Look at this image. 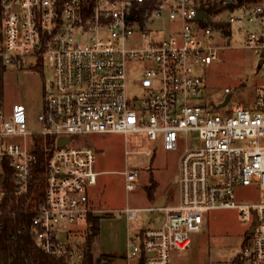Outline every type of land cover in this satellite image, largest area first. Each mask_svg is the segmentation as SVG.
Wrapping results in <instances>:
<instances>
[{"label":"built area","instance_id":"1","mask_svg":"<svg viewBox=\"0 0 264 264\" xmlns=\"http://www.w3.org/2000/svg\"><path fill=\"white\" fill-rule=\"evenodd\" d=\"M203 6V0H0V87L9 66L44 64L51 73L37 116L40 130L28 129L22 103H14L7 117L0 109V205L6 196L16 200L32 189L34 136L54 138L44 194L31 222L35 245L46 254L74 263L82 258L72 242L75 232L64 227L88 226V215L95 213L88 196L98 172L89 141L72 140L113 133L130 136L133 149L126 155L148 158L152 149H140L144 142L159 141L168 151L184 142L177 201L152 208L162 214L158 226L127 229V264H170L171 251L189 249L192 234L205 231L208 211L223 209L238 211L254 228L239 257L264 264V84L257 86L251 105L238 104L225 114L210 113L199 100L203 79L196 67L217 59L216 34H221L211 26L221 19L209 14L195 19ZM237 10L225 22L254 27L245 46L263 59V69L264 1ZM131 63L146 64L134 95L127 85ZM12 137L19 141L9 142ZM133 137H141L134 146ZM144 168L150 170V162ZM120 174L125 189H134L138 170L127 166ZM239 186L263 195L237 203ZM138 212L126 208L127 221L137 222Z\"/></svg>","mask_w":264,"mask_h":264},{"label":"rangeland","instance_id":"2","mask_svg":"<svg viewBox=\"0 0 264 264\" xmlns=\"http://www.w3.org/2000/svg\"><path fill=\"white\" fill-rule=\"evenodd\" d=\"M235 6L225 7L217 13H211L212 20L238 15ZM228 36L216 34L215 45L217 59L209 65L197 66L196 73L203 79V90L199 97L212 114L232 112L236 105H251L255 100L257 86L264 84V68L256 71L258 57L252 48L245 46L249 34L254 30L252 25L234 23L228 27ZM229 40V44L227 41ZM144 63H131L128 67L127 85L129 95L138 94L134 82L143 73ZM0 109L4 116H9L14 103H22L27 108V127L31 131L41 129L37 116L43 108V97L51 81V73L44 64L31 67L9 66L2 72ZM225 88L232 90L230 101L216 109L224 99ZM184 137V136H183ZM141 137H133L132 146ZM130 136L121 134L78 135L72 144H85L91 141L95 151L93 167L97 176V185L89 192L95 213L100 217L97 233L92 239V252L96 257L101 254L113 255L107 264H126V243L130 233L143 227L158 226L162 214L152 210L158 198L166 195V204L177 201L174 188L177 178L178 158L183 151L180 140L178 150L168 151L161 143L144 142L140 149H152L148 158L144 154L126 155L125 150L133 149L129 144ZM19 141L12 137L9 142ZM150 162L151 169L145 170L144 165ZM135 167L138 176L134 180V189L126 190L123 176L120 174L126 167ZM154 184L151 195L147 188ZM236 201L255 202L262 197L260 189L239 186L235 191ZM126 208L138 209V221H127ZM207 225L204 232H196L191 237V247L186 250H173L170 253V264H234L241 254L247 240H243L251 223L239 218L234 209L211 210L207 213ZM86 224L68 225L67 231L75 232L73 245H82L87 238ZM65 235V234H63ZM61 235V239L66 237ZM63 236V237H62ZM68 240V239H67ZM249 240V239H248ZM70 242V243H72ZM235 264H247L241 261Z\"/></svg>","mask_w":264,"mask_h":264},{"label":"trees","instance_id":"3","mask_svg":"<svg viewBox=\"0 0 264 264\" xmlns=\"http://www.w3.org/2000/svg\"><path fill=\"white\" fill-rule=\"evenodd\" d=\"M218 0H203L205 11L210 15L217 13L225 7L239 8L264 0H230V6L219 5ZM213 29H220L221 32L228 36L227 22L211 23ZM33 153L35 160L32 165L33 180L32 189L28 194L18 197L15 200L13 196H6L0 205V264H107L114 256L101 254L94 256L92 252V239L97 233V226L100 220L98 216L88 215L87 238L79 246L83 256L79 262L74 263L65 255L55 256L46 254L39 249L34 242L32 234V216L33 211L44 194V180L46 173V161L49 150L54 145V138L50 136H34ZM154 189V184L147 188L148 196ZM235 263L245 262L238 257Z\"/></svg>","mask_w":264,"mask_h":264},{"label":"water","instance_id":"4","mask_svg":"<svg viewBox=\"0 0 264 264\" xmlns=\"http://www.w3.org/2000/svg\"><path fill=\"white\" fill-rule=\"evenodd\" d=\"M217 3L219 5H224V6H230L232 4V2L230 0H218ZM206 18L208 17V13L204 10H201V11H198L197 12V15L195 17L196 20H201V18ZM227 43H229V41H227ZM263 63V59H259L256 63V71L258 72L261 68V64ZM224 100L218 105L216 106V109H219L220 107L222 106H225L229 101H230V95L226 94L225 97L223 98ZM68 138L66 139H60L58 142H57V145L60 146L61 144L65 143V142H68ZM88 145L91 146L92 143L89 141L88 142ZM166 200H167V196L164 195L161 197V199H159L157 202L154 203L153 205V208H156V209H159L160 207H163L164 204L166 203ZM254 231V228L250 229L249 230V233H253Z\"/></svg>","mask_w":264,"mask_h":264},{"label":"crops","instance_id":"5","mask_svg":"<svg viewBox=\"0 0 264 264\" xmlns=\"http://www.w3.org/2000/svg\"><path fill=\"white\" fill-rule=\"evenodd\" d=\"M96 187V186H95ZM94 189V188H93ZM93 189H91L90 191H92ZM89 191V192H90ZM88 198H89V200H90V195L88 196ZM160 198H158V200H159ZM158 200H156L155 202H157ZM90 205H91V207L93 208V210L95 209L94 208V206H93V203H92V201L90 200ZM124 260H125V257H124ZM125 262V261H124ZM126 263V262H125ZM127 264V263H126Z\"/></svg>","mask_w":264,"mask_h":264},{"label":"flooded vegetation","instance_id":"6","mask_svg":"<svg viewBox=\"0 0 264 264\" xmlns=\"http://www.w3.org/2000/svg\"><path fill=\"white\" fill-rule=\"evenodd\" d=\"M250 236H251V233H249V230H248V232L245 233L243 240H247L248 241V239L250 238Z\"/></svg>","mask_w":264,"mask_h":264}]
</instances>
